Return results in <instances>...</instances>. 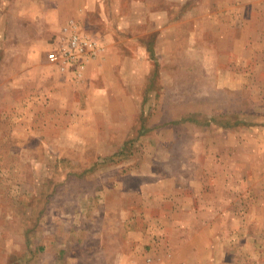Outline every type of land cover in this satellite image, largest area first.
<instances>
[{
    "label": "rangeland",
    "instance_id": "rangeland-1",
    "mask_svg": "<svg viewBox=\"0 0 264 264\" xmlns=\"http://www.w3.org/2000/svg\"><path fill=\"white\" fill-rule=\"evenodd\" d=\"M0 264H264V0H0Z\"/></svg>",
    "mask_w": 264,
    "mask_h": 264
},
{
    "label": "built area",
    "instance_id": "built-area-1",
    "mask_svg": "<svg viewBox=\"0 0 264 264\" xmlns=\"http://www.w3.org/2000/svg\"><path fill=\"white\" fill-rule=\"evenodd\" d=\"M50 56H51L52 59H56V54L55 53H52Z\"/></svg>",
    "mask_w": 264,
    "mask_h": 264
}]
</instances>
